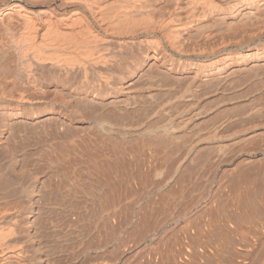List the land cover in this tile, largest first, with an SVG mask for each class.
I'll list each match as a JSON object with an SVG mask.
<instances>
[{"label":"bare ground","instance_id":"1","mask_svg":"<svg viewBox=\"0 0 264 264\" xmlns=\"http://www.w3.org/2000/svg\"><path fill=\"white\" fill-rule=\"evenodd\" d=\"M263 93L264 0H0V264H70L86 217L73 161L83 156L77 133L87 129V118L95 124L88 128L122 136L175 137L205 126L211 136L222 129V114L236 116L239 105L242 115L244 104L250 111L247 103L260 102ZM260 104L251 110L260 113ZM200 118L219 127H203ZM195 119L201 129L198 120L189 128ZM73 177L78 181L67 195ZM67 196L74 197L73 211ZM248 205L238 212L244 222L232 218L245 227L229 217L224 231L210 230L216 240L209 264H264V217ZM68 216L75 218L67 228L75 226L76 236L69 233L77 246L69 244L64 263Z\"/></svg>","mask_w":264,"mask_h":264},{"label":"rangeland","instance_id":"2","mask_svg":"<svg viewBox=\"0 0 264 264\" xmlns=\"http://www.w3.org/2000/svg\"><path fill=\"white\" fill-rule=\"evenodd\" d=\"M261 96L259 98L262 100L258 98L261 104L255 100L254 104L252 103L255 109L253 105L247 103L248 107L255 111L257 110L256 106L260 104L258 106L260 113L253 112L250 108L249 111L245 108L247 105L243 103V117H250L249 112H251L249 120L254 117L255 120L252 118L253 122L245 120L240 115L242 108L238 107L239 105L235 107V110L233 108V112H236L235 121H238L239 116L245 120L240 122L242 119L239 117L238 123L242 124L237 123L236 125L235 121L233 122L235 126L240 125L238 127H241L242 131L244 127L248 126V122L254 123L253 125H260L253 127L249 124L252 130L248 126L247 129H244V133L241 130L238 132V127L236 130L233 125H231L233 127L230 126L235 113L231 114L227 111V114L221 115L225 119L224 121L223 119L221 121L220 117H215L217 121L220 118L223 124L219 121L218 124L214 119L215 123L213 118L211 120L206 118L209 120V123H206V120L203 122L204 118H200V120L202 119L201 123L203 124L200 123L202 126L211 125V129L212 125L216 124L214 125L215 130L219 127L218 125L222 126V129L224 128L222 131L219 127L214 134L211 133V136L205 135L206 126L202 129L203 131H198V133L192 131V128L194 130L195 127L191 125H198L199 119L189 123V128L192 127L189 132L183 130L177 134H184V131L185 134L204 132V136H202L203 134L201 136H196L197 134L195 136H193L194 134L192 136L188 134L178 136L176 133L177 136L174 135L175 137L169 136L173 134L165 136V134L156 133L157 136L154 133L153 135L152 133H140V135L128 133V136H126L127 133L122 136V132L121 135L118 134L119 132H106L108 133L106 134L105 132H97V126L94 127L95 130L93 127L88 128L90 123L95 125L89 118L83 123L89 124L87 129L85 125L83 131L79 127V130L82 131H79L81 134L76 132L78 129H73L74 132L71 130L69 132L70 140H73L72 136L74 135H71L72 133L75 134L74 137L78 134L79 138L77 139L82 140L84 144L81 143L85 153L82 152L83 156L77 163L76 157H73L75 155V151H73L75 143L73 142L77 139L74 138L73 142L68 139L69 141L66 142L67 148L73 147V150L70 149L74 153V155L71 154L72 158L75 159H73V163L76 161L80 167V169L74 167L76 164L72 163L70 156V165L75 170L71 169L70 166L69 171L73 170L76 173H73L74 176L77 174L81 176H77V178L79 180L81 178L79 183L81 187L83 186L82 191L85 190L83 191V202L85 203L83 206L86 209L83 210L85 211L83 215L85 214L86 217L84 216L83 221V240L76 247V238L71 235L73 234L71 231V234L69 233V230L76 232L75 226H73L74 229L68 230L71 225L69 221L71 222L75 218L68 216L72 220L68 219L69 226L65 227V231L69 233H66V237L69 240L72 238L75 240L72 242L68 240V245L72 243V247L69 245L66 248V250L69 249L68 251L65 250L67 245L61 246L68 252L65 259L63 257V262L70 258V253L74 251L71 255L77 260L71 261L74 259L71 257L65 262L94 264L98 260L99 262H95V264H209L210 241L216 240L210 238V230L222 229L224 231L229 219L236 222L235 226L237 224L240 228L245 227V223H238V219L240 220L244 215H242L243 211H241V217L238 212L248 205L247 202L251 204H249L251 207L258 206L254 207V210L252 208L254 213L256 209L264 211V207L260 208L259 206L262 202L260 200L264 198V93ZM243 106L241 105V107ZM237 107L238 110L240 109V113H237ZM254 113L258 116L256 117V114L253 116ZM228 114L229 116H226ZM229 118H232V121ZM131 119L129 120L132 123L137 120ZM195 122H197L196 125ZM224 122L232 134L227 135L230 130H226ZM243 123L247 124L243 127ZM198 128L195 129L198 130ZM231 128L235 130L234 133ZM236 131L238 135H236ZM70 150L67 149V152ZM69 173L71 174L72 171ZM71 178H69L71 182L68 183L72 187L67 188L66 194L70 190L73 191L75 182L72 180H75L76 177ZM75 181L77 183L78 180ZM69 197L66 198L69 199ZM245 198L247 204L244 202L246 205L243 206V199ZM69 201H73L71 206L73 204L75 206L74 197L70 198ZM248 208L251 211V208ZM68 211L70 215L71 210L68 209ZM258 211L252 215L263 218L264 214L262 215ZM234 214V218L236 214L240 217L236 221L232 219ZM241 224L244 225L240 226ZM220 238H217L218 241L221 244H226L228 239ZM79 247L80 251L77 253ZM57 249V253L62 251V248ZM70 249L74 250L71 251ZM81 252L83 254H79ZM75 253L77 254L75 255Z\"/></svg>","mask_w":264,"mask_h":264}]
</instances>
